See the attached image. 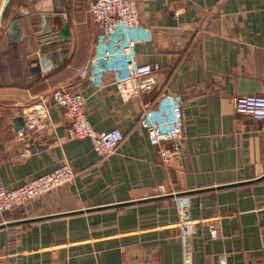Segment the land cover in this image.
I'll return each mask as SVG.
<instances>
[{
  "label": "crops",
  "instance_id": "crops-1",
  "mask_svg": "<svg viewBox=\"0 0 264 264\" xmlns=\"http://www.w3.org/2000/svg\"><path fill=\"white\" fill-rule=\"evenodd\" d=\"M25 1L34 11H7L0 26V179L16 187L64 162L78 175L4 215L1 224L17 223L0 228V264H182L183 194L198 222L193 264H264V121L233 102L264 94V0H134L152 29L137 59L161 67L141 99H125L110 76L102 88L79 76L97 33L93 0ZM54 13L65 15L70 41L48 38L56 32L42 14ZM17 19L21 41L10 44ZM58 87L83 94L96 130L123 132L115 154L68 139L50 99ZM167 92L183 98L180 170L162 162L140 123L143 101ZM31 115L49 123L18 137L16 120Z\"/></svg>",
  "mask_w": 264,
  "mask_h": 264
},
{
  "label": "built area",
  "instance_id": "built-area-1",
  "mask_svg": "<svg viewBox=\"0 0 264 264\" xmlns=\"http://www.w3.org/2000/svg\"><path fill=\"white\" fill-rule=\"evenodd\" d=\"M11 2L12 0L9 5ZM18 9L28 14L34 11L32 5L22 2L18 5ZM90 12L97 33L93 41L87 42L91 46L92 55L80 68V78L95 88H102L110 76L125 99H141L152 93L157 84L156 75L161 67L156 62L140 63L137 59L136 46L152 39V29L141 23L136 2L93 0ZM44 15L42 14L43 20ZM48 15L50 17L47 19L48 23L52 19L51 27L55 28L56 32L60 31L62 28L60 16L65 15L57 13ZM50 99L63 111L68 123V139H88L94 151L103 159L116 153L124 139L123 132L119 128L108 131L96 130L89 121L85 98L80 91L58 87L51 91ZM233 102L236 113L264 121V94L238 95L233 98ZM182 108V96L167 92L156 101H143L140 115V123L147 130L150 142L162 162L175 163L178 170L181 169L183 161ZM48 123L47 120L43 122L38 115H31L16 135L24 137ZM77 175L78 172L71 164L64 162L54 170L16 187H6L0 179V219L15 207L73 182ZM176 209L182 242V264H193V239L198 232V222L191 215L188 195L176 197ZM210 235L212 238L220 235L214 224L210 225Z\"/></svg>",
  "mask_w": 264,
  "mask_h": 264
},
{
  "label": "water",
  "instance_id": "water-1",
  "mask_svg": "<svg viewBox=\"0 0 264 264\" xmlns=\"http://www.w3.org/2000/svg\"><path fill=\"white\" fill-rule=\"evenodd\" d=\"M9 3H10V0H0V26L3 22V19L6 16L7 10L9 8ZM25 13H27V12L23 11L22 13H19L20 14L19 18H21L23 16V14H25ZM43 18H44L43 21L45 23H47L48 22L47 19H49L50 17H49V15L45 14ZM60 18L62 21V28L60 29V31H57V32L55 31L56 33L51 34L50 33L51 29H49L48 31H46L47 33L45 32V34L50 33L48 38H51V39L60 38V39L66 40V41H70L71 40L70 26L67 24L65 16H60ZM50 22L52 23V19ZM50 22L47 24V26H49V25L51 26ZM6 34L8 37H11V35H12V37H14V38L10 39V44H16V43H19L21 41V28H20L19 19L14 20L10 24L9 29H8ZM23 121H24L23 118H18L16 120V122H17L16 129H19L22 127ZM25 221H23V222H25ZM18 222H22V221H18ZM15 223H17V222L2 223V224H0V228L5 227L7 225L15 224Z\"/></svg>",
  "mask_w": 264,
  "mask_h": 264
},
{
  "label": "rangeland",
  "instance_id": "rangeland-1",
  "mask_svg": "<svg viewBox=\"0 0 264 264\" xmlns=\"http://www.w3.org/2000/svg\"><path fill=\"white\" fill-rule=\"evenodd\" d=\"M20 2L29 5V2L25 0H12L11 4L9 5L8 11L18 10V5L20 4Z\"/></svg>",
  "mask_w": 264,
  "mask_h": 264
},
{
  "label": "trees",
  "instance_id": "trees-1",
  "mask_svg": "<svg viewBox=\"0 0 264 264\" xmlns=\"http://www.w3.org/2000/svg\"><path fill=\"white\" fill-rule=\"evenodd\" d=\"M8 11V10H7ZM12 211V210H11ZM6 214V213H5ZM4 214V215H5ZM4 220V216L0 219V223Z\"/></svg>",
  "mask_w": 264,
  "mask_h": 264
}]
</instances>
